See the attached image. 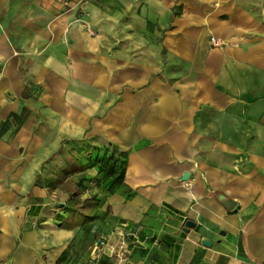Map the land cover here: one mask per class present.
<instances>
[{
  "label": "crops",
  "instance_id": "obj_1",
  "mask_svg": "<svg viewBox=\"0 0 264 264\" xmlns=\"http://www.w3.org/2000/svg\"><path fill=\"white\" fill-rule=\"evenodd\" d=\"M65 1L80 8L78 0H0V264H264V0H181L177 13L176 0L84 2L90 38ZM147 9L168 26L162 47L172 72L124 92L125 184L105 202L115 221H82L62 187L36 176L62 139L83 133L82 121L66 123L82 49L126 50L111 64L138 66L147 81L148 46L131 41ZM131 78L112 73L113 82ZM36 92L54 121L24 120ZM187 220L195 222L188 230Z\"/></svg>",
  "mask_w": 264,
  "mask_h": 264
},
{
  "label": "rangeland",
  "instance_id": "obj_2",
  "mask_svg": "<svg viewBox=\"0 0 264 264\" xmlns=\"http://www.w3.org/2000/svg\"><path fill=\"white\" fill-rule=\"evenodd\" d=\"M101 0H78L77 6L65 1L64 9L67 12H72V25L77 26L83 32H88L90 38L93 34L89 25H87L88 10H82L81 6L85 2L98 3ZM260 4V2H259ZM102 5V3H101ZM105 5V4H103ZM183 2L176 0L173 4L172 13L181 12ZM143 17V15H141ZM139 23L131 27V30L138 31L131 35V41H146L148 49L146 52V71L147 81H144L143 73H140L138 66H124L122 63L113 65L116 59L122 61L126 50L118 49L111 50L103 46L97 50H81L82 58L80 64L75 66L82 76V81H68L67 94H68V110L66 112L67 127L79 126L80 121L84 125L83 133L75 138L68 137L62 139L63 150L61 155L51 154L44 160L40 167V171L36 176V184H44L51 187H62L75 207H78V214L82 221H115L110 216L107 208L105 207L106 198L111 190H119L125 184V174L122 179V184L116 186L111 176H104L99 171L97 172V161L100 160L107 150V154L115 153V150L123 152L125 158H128L130 148H123L117 140H122L126 136V131L120 127L122 125L123 115V95L125 91H131L132 95L140 90L149 89L152 87L150 77L171 75L172 59L168 50L162 47L164 39L167 34L168 26H160V19H154L149 9L144 14V18H138ZM164 22V20H163ZM122 27V26H121ZM100 41L106 44L109 36L105 29L100 28ZM94 31V30H93ZM96 32V31H95ZM122 37L120 34L119 38ZM213 38V39H212ZM91 40V39H90ZM211 42L214 45L218 44V39L211 37ZM157 48L155 50L154 48ZM132 55V62H137L139 51L130 50ZM157 52V58L155 55ZM141 53V52H140ZM94 56H99L100 61L94 63ZM93 59V65L86 64V58ZM159 57V59H158ZM139 69H138V68ZM179 70L185 72L186 65H179ZM71 69L73 67L71 66ZM130 70L131 81H112V73L116 77H122ZM174 70V67H173ZM176 70V69H175ZM95 73L98 77L95 76ZM154 78V77H152ZM168 81L170 79H167ZM111 89L115 91L112 92ZM39 92L32 94L34 102L27 113L24 114V120L29 123H41L48 119L54 121L56 116L47 115L44 106L39 98ZM83 96L81 105L76 103L78 95ZM86 99V100H85ZM91 102L97 108L90 114L89 107ZM77 106V107H76ZM84 108L81 119V114L78 112ZM87 122V124H86ZM80 123V126H82ZM120 127V128H119ZM73 133L72 131H67ZM60 144V145H61ZM57 151V150H56ZM55 151V152H56ZM93 170V172H91ZM124 192L128 195L132 194V190L128 187L123 188ZM188 230V229H186ZM201 244V241L199 242ZM95 246V241L84 243V250L87 246ZM203 245V241L202 244Z\"/></svg>",
  "mask_w": 264,
  "mask_h": 264
},
{
  "label": "trees",
  "instance_id": "obj_3",
  "mask_svg": "<svg viewBox=\"0 0 264 264\" xmlns=\"http://www.w3.org/2000/svg\"><path fill=\"white\" fill-rule=\"evenodd\" d=\"M62 150L63 146L61 144L58 150L54 152L51 157L55 156L56 154L61 155L60 152ZM105 153L107 154V150H105ZM106 154H104L103 157L97 161V172L99 171L104 176H111V178L115 182V185L120 186L122 184V179L125 174L127 159H123L125 158L123 152L118 151L117 149L115 150V153L108 155ZM115 191L117 190H111L109 194Z\"/></svg>",
  "mask_w": 264,
  "mask_h": 264
},
{
  "label": "water",
  "instance_id": "obj_4",
  "mask_svg": "<svg viewBox=\"0 0 264 264\" xmlns=\"http://www.w3.org/2000/svg\"><path fill=\"white\" fill-rule=\"evenodd\" d=\"M186 173L184 174V178H186ZM222 196L223 195H221V197L220 198H222ZM223 203L224 204H226L224 201H223ZM195 226V222L194 221H192V220H187L186 222H185V229H188V228H190V227H194ZM203 244L204 245H210V241H208V240H204L203 241Z\"/></svg>",
  "mask_w": 264,
  "mask_h": 264
},
{
  "label": "built area",
  "instance_id": "obj_5",
  "mask_svg": "<svg viewBox=\"0 0 264 264\" xmlns=\"http://www.w3.org/2000/svg\"><path fill=\"white\" fill-rule=\"evenodd\" d=\"M213 39V38H212Z\"/></svg>",
  "mask_w": 264,
  "mask_h": 264
}]
</instances>
